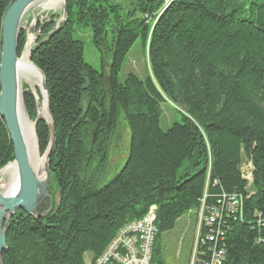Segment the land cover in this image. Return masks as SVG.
<instances>
[{"label": "trees", "instance_id": "trees-1", "mask_svg": "<svg viewBox=\"0 0 264 264\" xmlns=\"http://www.w3.org/2000/svg\"><path fill=\"white\" fill-rule=\"evenodd\" d=\"M13 1L0 0V52L2 18ZM162 6L163 0H66V21L34 49L55 128L50 189L57 202L43 218L16 213L2 264H86V255L94 261L152 206L157 233L149 264H164L162 234L191 212L196 228L204 195L212 207H220L222 195L243 198L242 215L220 225L223 264H264V0H174L157 18ZM84 28L91 29L102 72L84 62L73 37ZM137 40L145 77L129 74L120 83ZM24 45L22 31L18 56ZM23 101L35 120L34 97L24 88ZM163 104L181 117L166 131ZM121 115L128 158L101 185ZM36 135L43 153V121ZM12 159L0 116V169ZM245 160L253 167L250 185L240 171Z\"/></svg>", "mask_w": 264, "mask_h": 264}, {"label": "water", "instance_id": "water-1", "mask_svg": "<svg viewBox=\"0 0 264 264\" xmlns=\"http://www.w3.org/2000/svg\"><path fill=\"white\" fill-rule=\"evenodd\" d=\"M45 0H14L3 15L1 23V52H0V116L3 119L8 131L13 149V159L0 169V264H2L1 255L6 249V231L10 220L18 211L34 219L45 217L51 209L44 213H39L41 206L49 197L51 171L50 158L55 149V128L49 112V98L46 90L44 74L33 64L31 55L37 45L42 44L66 21V13L63 8L61 19L56 20L53 29L46 37L34 44L30 53V64L32 68L40 75L39 84L40 96L42 100L45 97L48 119L38 115L37 104L39 96L34 94L36 103V118L31 120L26 112L23 101V87L19 80V57L18 42L22 32L21 23L30 10V8ZM66 0H62L65 5ZM34 26H31L25 35V45L28 43L30 36H33ZM41 29L37 32L38 36ZM34 39L31 41L33 44ZM23 48V50H24ZM22 50V51H23ZM108 83V81H107ZM32 94L33 92L30 91ZM27 114V119L33 124L35 135L36 127L40 121H43L49 133L47 147L42 156L39 153V143L36 135L37 151L40 157L45 159L44 178L40 180L37 174L32 170L29 154L23 137V113ZM10 165L16 168V183L13 188L4 192L3 183L6 181L2 176V171Z\"/></svg>", "mask_w": 264, "mask_h": 264}, {"label": "rangeland", "instance_id": "rangeland-1", "mask_svg": "<svg viewBox=\"0 0 264 264\" xmlns=\"http://www.w3.org/2000/svg\"><path fill=\"white\" fill-rule=\"evenodd\" d=\"M50 0H45L33 5L30 10L25 15L21 28L22 31L26 35V31L31 26H34V32L32 38L34 39L32 47L34 44L38 43V41L43 40L46 35L52 30L48 31L46 34L40 33L38 36L37 32L41 29L45 28V26L50 23V20H59L61 19L64 4L59 6L55 11L48 10L43 11V4L48 3ZM114 1V0H111ZM130 2V1H129ZM129 2H127L129 4ZM131 4H129L130 9ZM146 17V16H145ZM152 20L148 19L150 23ZM54 24V23H53ZM54 27V25H53ZM52 27V28H53ZM74 39L80 41L83 45V60L84 62L91 66L97 72H102V66L100 62L99 53L96 51L92 44V32L89 28L77 29L75 34L73 35ZM32 41V39H31ZM106 70V68H105ZM129 74L135 75L139 79H144L146 74L145 62L144 58L141 54L140 48V40H137L132 48L129 50L121 71L119 72L118 79L119 82L122 83L126 76ZM21 81V85L27 87ZM39 86V85H38ZM37 86L35 90L32 92H37L40 99V89ZM28 88V87H27ZM161 119H160V128L162 131H166L174 124H179L181 122L180 115L175 112L172 106L163 104L161 105ZM40 156L43 153L40 152ZM129 154V131L126 126L125 121L122 118V115L119 117L117 126L115 128L114 134L110 141V146L108 150V158L107 163L104 166V175L101 185L107 184L111 181L123 168L126 163ZM247 164V160L244 161ZM241 166L242 175L246 176L248 174L252 177V171L248 167V165ZM6 178V177H5ZM6 180V179H5ZM51 183V182H50ZM50 194L46 199L44 204L41 206L39 213H44L51 209L52 205L57 202V196L54 195V191L49 188ZM195 213H187L179 218L175 224L174 229L165 232L161 236V250H162V260L164 264H190L194 257V239L196 236V228H195ZM87 261V255L85 256V262Z\"/></svg>", "mask_w": 264, "mask_h": 264}, {"label": "built area", "instance_id": "built-area-1", "mask_svg": "<svg viewBox=\"0 0 264 264\" xmlns=\"http://www.w3.org/2000/svg\"><path fill=\"white\" fill-rule=\"evenodd\" d=\"M164 3H167V0H163ZM244 164L243 162L242 168ZM245 165H248L251 171L253 170L250 161H247ZM242 176L250 185L251 175ZM205 198L206 195L201 200L198 212L194 257L190 264H223L224 250L216 249L218 242L223 241L224 236L220 225L224 218L229 219L237 214L242 215L243 198L237 195L227 198L222 195L218 202L220 207L205 206ZM155 222L156 208L152 206L140 220L123 227L98 259L93 261L87 257L86 264H149L152 244L157 233ZM258 225L264 227L259 223Z\"/></svg>", "mask_w": 264, "mask_h": 264}, {"label": "bare ground", "instance_id": "bare-ground-1", "mask_svg": "<svg viewBox=\"0 0 264 264\" xmlns=\"http://www.w3.org/2000/svg\"><path fill=\"white\" fill-rule=\"evenodd\" d=\"M172 1L174 0H167V3L163 4L161 10L158 13L157 18L162 14L163 11H165V9L170 5ZM61 4H62V0H50L48 1V3L43 4L42 10L43 11H48V10L55 11L57 8H59ZM31 39L33 40V38L30 36L28 43L26 44L24 50L20 53L18 57H19V80L20 82L22 81L23 83H26L25 85H27L28 88L22 86L24 89H28L29 91L32 92V90L33 89L35 90V88H37V86L40 84L41 77L32 68L30 64V53L32 49ZM29 88H31L32 90ZM34 94L37 95V92L35 91V93L34 92L32 93L33 97L35 96ZM37 105H38L37 106L38 115L43 116L46 119H48L45 97L43 100L39 98ZM22 113H23L22 115L23 117V126H22L23 137L25 140V145H26L28 154H29L31 168L37 174L38 178L40 180H43L44 178L43 168L45 164V159L40 157L38 154L36 135H35L33 124L28 121L27 114H25V112H22ZM16 173L17 172H16V168L14 165H10L6 167L4 171H2V176L3 175L6 176L5 178L6 181L2 185L3 187L2 190L4 192H7L11 188H13V185L16 183Z\"/></svg>", "mask_w": 264, "mask_h": 264}]
</instances>
